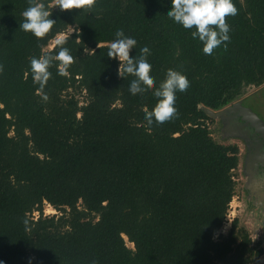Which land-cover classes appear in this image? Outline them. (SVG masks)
Listing matches in <instances>:
<instances>
[{
  "label": "trees",
  "instance_id": "1",
  "mask_svg": "<svg viewBox=\"0 0 264 264\" xmlns=\"http://www.w3.org/2000/svg\"><path fill=\"white\" fill-rule=\"evenodd\" d=\"M232 3L229 40L206 55L198 38L167 17L169 0L54 8L57 22L39 40L19 28L28 0H0V261L251 264L262 255L237 219L215 238L239 158L237 147L211 137L203 108L220 110L264 84V0ZM118 29L136 39L130 54L148 45L153 88L168 69L187 77L171 119L144 120L157 98L147 86L129 92L132 73L120 77L108 58ZM61 34L64 44L49 49ZM61 46L74 57L69 75H57L54 62L38 93L25 76L30 58ZM46 203L57 214L45 215Z\"/></svg>",
  "mask_w": 264,
  "mask_h": 264
},
{
  "label": "clouds",
  "instance_id": "2",
  "mask_svg": "<svg viewBox=\"0 0 264 264\" xmlns=\"http://www.w3.org/2000/svg\"><path fill=\"white\" fill-rule=\"evenodd\" d=\"M94 3L95 0H48L45 4L44 0H28V7L21 13L24 19L19 24V28L39 40L45 37L57 22L52 18L54 8H58L60 12L73 9L90 10ZM236 13L237 9L232 0H169V7L165 12L173 23L189 30L193 39H199L203 45L202 52L206 55H211L214 48L229 40L230 26L225 17L234 16ZM114 35L115 39L109 42L108 58L118 62L117 71L120 77L132 73L127 84L128 91L136 93L147 86L157 98L152 110H146L144 113L147 125L160 124L171 119L177 111L176 93L183 92L189 87L187 77L179 71L168 69L165 79L158 87L153 88L155 81L149 71L151 62L146 58L148 45L141 44L138 53L130 54L136 43L135 37L125 35L123 29L116 30ZM56 44L63 45V37L58 39ZM57 61L59 62L55 65L58 70L57 75L68 76V69L74 62V57L67 47H59L55 54L44 52L39 57L30 58V67L25 76L31 74L33 83L39 85L38 93H43L52 76L49 69ZM47 98L44 94L43 99L47 100ZM24 224L27 229L28 221L25 220ZM0 264L4 262L0 261Z\"/></svg>",
  "mask_w": 264,
  "mask_h": 264
},
{
  "label": "rangeland",
  "instance_id": "3",
  "mask_svg": "<svg viewBox=\"0 0 264 264\" xmlns=\"http://www.w3.org/2000/svg\"><path fill=\"white\" fill-rule=\"evenodd\" d=\"M73 29H70L68 34L72 33ZM66 34L59 35L56 40L52 41L49 49L53 48L58 39L61 37L65 38ZM250 96L255 101L259 100L263 104L262 109L264 110V84L260 87L251 86L247 88L246 93L240 98ZM239 98V99H240ZM80 101H85L84 94L79 96ZM252 103V102H251ZM80 116V115H79ZM207 127L210 130L211 137L221 145L236 146L239 150L238 158L239 165L232 172L233 181L235 183V192L232 201L229 204L228 214L226 222L222 230L215 236L217 238L219 234H227L232 223L235 219L238 220L239 228L247 231L252 239V246L257 250L262 249L263 253L257 259L253 258L251 264H264V194L261 196L257 194L259 191L258 186L253 182H248V175L244 169V152H245V141L238 136H231L226 133L224 123H219V119L210 117L206 121ZM254 185L257 191L254 189ZM256 191V192H255ZM45 215H55L56 210L49 204L44 206ZM36 218L39 217V213L33 214ZM129 247H133V244L127 241Z\"/></svg>",
  "mask_w": 264,
  "mask_h": 264
},
{
  "label": "flooded vegetation",
  "instance_id": "4",
  "mask_svg": "<svg viewBox=\"0 0 264 264\" xmlns=\"http://www.w3.org/2000/svg\"><path fill=\"white\" fill-rule=\"evenodd\" d=\"M237 103L239 104V107L243 108H236L235 105ZM229 106H233L234 109L225 111V113L217 119H219V123H224L227 135L231 134V136H238L245 141L246 147L244 152L243 167L249 177L248 182L254 181V184L258 186L259 191H257L255 185L254 189L260 197V192L264 194V134L251 127V124L248 123V121L243 122L242 118L244 114L242 113L244 109H249L264 123V110L262 109L263 104L260 103L259 100L255 101L250 96H246L217 111L224 110Z\"/></svg>",
  "mask_w": 264,
  "mask_h": 264
},
{
  "label": "water",
  "instance_id": "5",
  "mask_svg": "<svg viewBox=\"0 0 264 264\" xmlns=\"http://www.w3.org/2000/svg\"><path fill=\"white\" fill-rule=\"evenodd\" d=\"M235 107L236 108L239 107V104L237 103L235 105ZM239 108H243V107H239ZM203 109L205 110V112L211 118L212 117L219 118V117H221L225 113V111L230 110V109L233 110L234 108H233V106H229L228 108H226L224 110H221V111H214V110L208 109V108H203ZM242 114H244L243 115V118H242V121L243 122H247L248 121V123L251 124V127H253L258 132L264 134V123H263L262 120H260V118L256 114L252 113V111L249 110V109H244ZM241 115H240V117H241Z\"/></svg>",
  "mask_w": 264,
  "mask_h": 264
}]
</instances>
